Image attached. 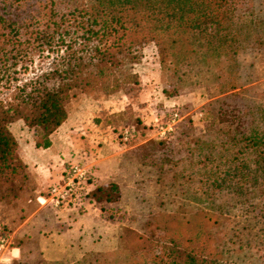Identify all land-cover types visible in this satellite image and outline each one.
Masks as SVG:
<instances>
[{
  "label": "trees",
  "instance_id": "obj_1",
  "mask_svg": "<svg viewBox=\"0 0 264 264\" xmlns=\"http://www.w3.org/2000/svg\"><path fill=\"white\" fill-rule=\"evenodd\" d=\"M262 4V0H0V79H7L12 89L10 100L0 99L4 198L28 190L16 185L20 178L23 183L28 180L29 174L11 124L24 120L37 131V146L48 147L51 135L69 117L68 105L76 90L112 95L123 85L138 84L134 66L153 44L165 74H174L181 83L187 71L207 68L219 81L221 94L233 93L208 116L213 138L193 135L188 124L179 137L152 140L133 153L156 169L166 188L176 186L189 194L187 185L197 182L198 199L210 209L219 205V213L230 204L264 200V104L244 101L249 92L245 85L253 79L245 66L254 67L264 53ZM45 51L57 54L53 67L14 84L18 65L23 63L28 70L27 63ZM180 83L168 81L165 95L178 96ZM236 98L241 101L229 109ZM141 135L135 126L128 140L123 139V130L117 138L127 145ZM77 195L109 219L120 215L107 206L121 195L117 183L99 184L92 176L79 185ZM85 209H73L69 216L78 219ZM221 215L202 211L199 226L177 227L164 240L143 237L152 248H161L141 254L138 264H217L218 246L208 226Z\"/></svg>",
  "mask_w": 264,
  "mask_h": 264
},
{
  "label": "rangeland",
  "instance_id": "obj_2",
  "mask_svg": "<svg viewBox=\"0 0 264 264\" xmlns=\"http://www.w3.org/2000/svg\"><path fill=\"white\" fill-rule=\"evenodd\" d=\"M262 1L264 8V0ZM155 51L153 44L148 45L144 50V59L134 66L133 71L138 74V84L123 85L112 95L76 90L77 95L71 98L68 105L69 122L75 111H82L83 117L104 121L102 134L106 137L112 136L120 147L133 146L127 153L130 161L125 165V173L119 179L121 195L115 200L116 203L107 205L108 208L113 207L120 211V215L115 219L101 215L100 209L92 203L88 204L85 214L79 219H71L69 214L72 210L69 208L55 209L47 205L51 207L49 211L55 212L60 219L65 220L63 225L67 228L69 224L73 226L85 216L92 217V224H95L93 238L103 241L99 250L87 252V254L94 253L89 257H77L72 262H45L38 229L26 232V228L22 227L23 222L34 209L29 196L36 187L35 179L30 173L24 183L23 178L18 179L16 185H26L28 190L24 193L22 191L17 194L11 193L5 198L7 185L6 182L0 183V233L10 238L12 246L25 245L24 255L19 258L24 264H138L143 259L141 254L147 256L154 250L158 252L161 248V245L152 248L145 239L164 240L163 238L169 236L177 227L186 230L199 226L202 211L222 214L219 213V205L210 209L198 199L200 195L194 193L197 182L191 181V185H187L191 187L189 194L184 193L183 188L176 186L166 188L156 169L141 162L133 153L134 149L152 140L162 141L179 137L181 132L188 129V124L191 125L193 135L213 138L216 135L213 129H208V116L219 110L225 96L233 93L221 94L219 81L215 79L213 73L203 67H194L187 71L180 83L174 74L170 76V72L167 74L163 72L155 59ZM56 55L48 51L42 56L35 55L33 60L27 63L28 70H25L23 67L25 65L20 63L16 68L17 79L14 84L25 82L51 69ZM247 60L250 61L251 57ZM245 68L247 74H252L253 79L245 85L249 92L245 94L244 101L252 106L257 102L264 104V53H260V59L254 67L245 66ZM215 69H213L214 73L217 70ZM171 79L180 83L181 87L177 91L178 96L168 98L164 90ZM6 80L0 79V99L4 100L9 99L12 94V89L8 87ZM231 101L233 105L229 109L241 100L236 98ZM176 112L179 113V119L174 121ZM160 125H172L173 130L163 136L160 133ZM135 126L140 127L141 137L130 144L121 145L117 138L119 132L125 129L132 130ZM65 127L70 131L76 129L73 124ZM80 128L77 130L79 137L88 140L81 148L63 157L64 170L70 162H81L92 169L99 184H103L99 181L96 166L88 162V158L92 154L95 156V152L100 149L103 135L99 134L95 141L91 142L89 129L81 126ZM31 130L35 137L37 131ZM38 132L40 133L39 129ZM96 155H99V152H96ZM225 209L219 220L208 226L209 236L218 246L217 264H264V200L257 197L244 205L236 207L230 204ZM103 229L104 233H98V230ZM25 242L29 243L25 244ZM12 263L13 257L5 264Z\"/></svg>",
  "mask_w": 264,
  "mask_h": 264
},
{
  "label": "crops",
  "instance_id": "obj_3",
  "mask_svg": "<svg viewBox=\"0 0 264 264\" xmlns=\"http://www.w3.org/2000/svg\"><path fill=\"white\" fill-rule=\"evenodd\" d=\"M83 113L79 110L75 111L70 117V122L68 119L51 135V144L48 147L37 146L33 131L24 120L19 119L10 126L12 133L19 142L20 157L27 165L28 173L36 182V187L29 196V201L34 209L29 213L22 227L26 228V232L38 229L41 250L45 256V261L49 262H72L77 257L87 255V252L99 250L103 244V241L93 238L95 224H92V217L85 216L75 222L73 226L69 224L67 228L63 225L65 220L60 219L55 212L49 211L51 208L47 206L49 204L40 201V199L44 200L48 196L49 187L62 179L65 161L63 157H67L73 150L81 148L88 140L79 137L80 134L77 130L81 129L80 126L89 129L91 142L104 132L102 129L104 121L83 117ZM72 124L76 126V129L67 130L65 126ZM102 137L103 143L100 149L96 151L99 152V155H96L95 152V156L92 154L88 158V162L96 166L101 183L114 182L120 184L119 179L125 173V165L130 161L127 153L131 151L133 146L120 147L114 142L112 136L103 135ZM104 231V229L98 230V233H104ZM27 243L25 242V244ZM13 247H15L13 262L20 261L19 258L24 255L25 245L20 247L16 244Z\"/></svg>",
  "mask_w": 264,
  "mask_h": 264
},
{
  "label": "built area",
  "instance_id": "obj_4",
  "mask_svg": "<svg viewBox=\"0 0 264 264\" xmlns=\"http://www.w3.org/2000/svg\"><path fill=\"white\" fill-rule=\"evenodd\" d=\"M179 119V113H174L173 120ZM160 133L164 136L173 130L172 125H160ZM131 136V130H123V139L128 140ZM95 176L92 169L87 168L81 162H70L63 172L62 179L56 184L52 185L48 191V196L41 200V203H46L55 209L81 210L87 208L88 199H81L77 195V190L80 184L85 183L89 177ZM15 247L12 246L10 238L5 234L0 233V264L8 263L14 257L13 251Z\"/></svg>",
  "mask_w": 264,
  "mask_h": 264
}]
</instances>
